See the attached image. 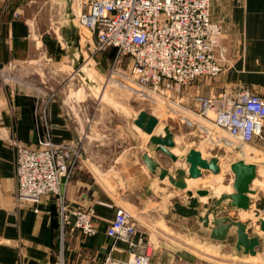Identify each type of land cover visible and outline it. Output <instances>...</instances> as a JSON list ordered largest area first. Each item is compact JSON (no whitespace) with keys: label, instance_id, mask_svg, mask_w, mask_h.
<instances>
[{"label":"crops","instance_id":"1","mask_svg":"<svg viewBox=\"0 0 264 264\" xmlns=\"http://www.w3.org/2000/svg\"><path fill=\"white\" fill-rule=\"evenodd\" d=\"M33 3L34 0H0V264H103L107 258L125 260L129 256L127 245L106 234L118 207L131 210L137 228L150 235V264H264V232L259 234L256 218H264L262 186L251 185L253 199L248 210L217 209V216L240 220L249 235H258L256 254H246L235 247V226L230 227L224 240L211 238V227L223 223L213 222L215 205L210 200L224 192L205 187L178 189L167 177H158V168L151 172L143 160L148 153L173 176L177 169L187 170L184 156L192 147L180 144L182 127L174 129L158 122L154 129V134L161 136L165 126L172 132L171 152L177 157L173 161L156 151L149 135L134 123L146 107H131L128 94L116 92L104 100V95L77 96V91L71 92L68 76L72 73L68 70L78 68L85 53L95 65L101 57L107 65L114 51L100 52L106 58L99 52L92 54L91 42L83 43L69 18L71 0L57 1L59 11L60 5L66 6L67 17L62 16L65 25L60 22L54 27L55 35L48 31L52 20L50 4L45 14V3L41 7ZM209 12L210 19L223 28L220 45L229 62L216 78L196 81L187 90L198 88L202 94L211 95L225 88L248 87L264 98V0H243L242 4L235 0H210ZM215 52L219 54V47ZM126 62L121 61L123 70L127 69ZM11 67H18L17 72L3 74ZM118 76L123 78V82L118 79L123 86L119 89L123 90L128 80ZM66 79L70 81H66L67 90L60 94ZM94 83L95 80L90 82V86ZM52 93L42 113L43 102ZM84 134L82 159L70 178L66 200L72 208L93 205L97 228L94 234L85 235L71 228V216L61 237L54 197L45 196L38 204L19 202L15 152L7 140L14 137L27 146L41 147L47 137L54 143H67ZM205 171L194 181L201 179ZM166 181L167 193L162 191ZM196 189H209L208 195L197 197L199 216H208L207 226L198 216L181 217L174 212L173 203L187 204L184 194L191 190L195 196ZM83 194L85 199H81ZM227 202L223 201L222 206L226 207ZM206 203L207 208L203 207ZM193 226L204 235L197 236L189 230Z\"/></svg>","mask_w":264,"mask_h":264},{"label":"built area","instance_id":"2","mask_svg":"<svg viewBox=\"0 0 264 264\" xmlns=\"http://www.w3.org/2000/svg\"><path fill=\"white\" fill-rule=\"evenodd\" d=\"M71 4L69 18L79 32L85 31L84 41L91 42L92 54L113 49L110 71L127 61V69L118 75L151 96L155 102L145 111L158 122L163 114L192 120L198 117L199 126L206 131L211 128L205 120L213 124L218 145H223L221 136L242 147L264 143L263 97L248 87L225 88L211 95L198 88L187 90L196 81L216 78L229 62L220 45L223 28L210 19V0H71ZM52 95L44 100L42 113ZM42 121L46 123L45 116ZM85 137L67 143H54L47 137L41 147L27 146L14 137L7 140L15 152L19 202L38 204L45 196L54 197L61 237L71 216L72 229L92 235L97 228L93 205L72 208L66 200L70 178L82 159ZM85 198L83 194L81 199ZM34 211H38L36 207ZM106 234L124 242L129 256L125 260L107 258L103 264H150L151 237L137 228L129 210L117 208Z\"/></svg>","mask_w":264,"mask_h":264},{"label":"rangeland","instance_id":"3","mask_svg":"<svg viewBox=\"0 0 264 264\" xmlns=\"http://www.w3.org/2000/svg\"><path fill=\"white\" fill-rule=\"evenodd\" d=\"M57 1L64 2L65 0H34L35 4L39 3V7H41V3H45L44 6V13L46 14L47 9H50V15H51V28L48 29L49 32L55 35L54 27L58 26L60 22H62L65 25L66 20H63V17L67 12L64 13L65 5H60V11L58 8ZM33 3V4H34ZM49 5V8L47 6ZM56 4V5H54ZM65 6V7H64ZM68 8V7H67ZM39 12H42V9H38ZM59 15H58V13ZM63 12V13H62ZM67 17V14L64 18ZM67 24V23H66ZM76 34H78L79 37H81L82 41L84 40L85 31L82 30L79 32V29L77 26H75ZM63 42V41H62ZM64 43V42H63ZM85 43V41H83ZM65 45V44H64ZM100 53V52H99ZM99 56H104L106 58V54L100 53ZM102 58V57H101ZM97 60V63L95 65L94 60H91L88 55H84L83 60L78 63L76 66L79 68L68 70V72L72 73V75L68 76V79L71 80L70 84V91L76 92L77 96L84 95V94H94L96 96L104 95L105 99H110L112 96L110 95H117L116 92H121L128 94L130 97V105L131 107H135L137 104H140L139 106L142 107H151L150 105H153L155 102L151 96H147L145 92H143L142 89H140L138 86L133 84L131 81L128 80V82L125 84V88L123 90H120L123 86L118 84V79H122L121 82H123V78L118 76V71L122 73L123 67L120 64L113 67V70L110 71L112 67V59L111 56L108 58V64L106 65V61L102 59ZM78 69V70H77ZM18 70V67L16 68H9L5 69L3 71V74L10 75L16 73ZM107 72V74L105 73ZM96 81V83L93 84V86H90V82ZM109 80V84H107V81ZM65 80L63 84L61 85V93L65 92L67 85ZM127 81V80H126ZM70 82V81H69ZM65 87V88H64ZM114 88V89H113ZM118 88V89H116ZM120 88V89H119ZM103 89V90H102ZM115 90V91H114ZM80 94V95H79ZM146 95V98L144 96ZM156 99V98H155ZM111 104V103H110ZM96 106V105H95ZM112 106L115 107L114 109H117V105L112 103ZM171 111V110H170ZM172 112V111H171ZM192 119H185L184 117L180 116L179 114H168L160 118L159 122L165 123L169 125L170 127L176 129L182 127V134H180L183 139L180 144L191 146L192 148H198L203 157L206 159H215L217 158L218 166L220 170L216 173H213L210 170L205 171V174L201 177V179H198V181L191 182L192 184L191 188L195 187H205L214 189L216 193H222L233 191L232 190V180H233V173L231 171V165L238 161L243 160L245 163L248 164H254L257 167L258 175L256 179L254 180L253 185L258 188V186H262V191L264 190V144L262 145L261 142H256L250 146H241V144H237L236 141H233L228 136H221V142H223V145H218L216 141V135L213 134V124L209 120H205V123L208 125L209 128H211L210 132L203 128H201L198 123V117ZM215 130V129H214ZM218 132V131H217ZM225 135V134H224ZM184 141V143H183ZM221 146V147H220ZM178 153V149L174 150ZM179 154V153H178ZM220 182L222 185L221 188H218L217 182ZM260 181V182H259ZM259 182V183H258ZM163 189L165 193H167L169 189V185L167 181L162 184ZM160 190V189H158ZM155 191L154 193H156ZM259 192V191H258ZM264 192V191H263ZM158 194H161L160 192H157ZM131 213V218L134 223V215L131 210H129ZM243 211V210H242ZM189 230L194 231L197 233V236H203L204 232L199 231L196 227L193 226V229L190 228ZM186 231V230H185Z\"/></svg>","mask_w":264,"mask_h":264},{"label":"water","instance_id":"4","mask_svg":"<svg viewBox=\"0 0 264 264\" xmlns=\"http://www.w3.org/2000/svg\"><path fill=\"white\" fill-rule=\"evenodd\" d=\"M138 127H140L146 134L149 135L150 144L155 146V150L161 152L165 156L169 157L171 160L176 161L177 157L171 152V148L174 147L173 134L168 126H165L164 136L154 134V129L158 124L157 118L142 110L134 122ZM185 161L188 164L187 170L177 169L175 176L171 175L167 169L160 167L159 163L154 160L148 153L143 155V160L151 172H155L159 169L158 177L164 179L167 177L168 181L176 188L184 190L187 189V179H193L201 176L203 170H210L216 173L220 170L218 166L217 158L206 159L202 156L201 152L195 148L188 150L187 154L184 156ZM231 171L233 173L232 180V192H224L217 199H212L210 202L214 203L215 210L212 211L213 222L218 225L222 222L221 226L211 227L210 237L216 240H224L227 237L230 227L235 226L236 242L235 247L238 250H242L246 254L255 255L256 247L259 244L258 235H249L245 223L240 220H232L228 216H217V209H230L233 212H238L241 210H248L252 202L253 190L251 185H253L258 172L257 167L254 164L245 163L243 160H238L231 165ZM195 196L193 191L187 190L184 197L187 200V204H182L178 201L173 203L174 212L181 217H191L198 216L199 220L203 222L204 225H208V216H199L198 206V196H206L209 194V189H196ZM227 200V208L222 206V202ZM203 207H209V203L203 205ZM257 220L259 221L260 228L259 234L264 232V218L257 215Z\"/></svg>","mask_w":264,"mask_h":264},{"label":"bare ground","instance_id":"5","mask_svg":"<svg viewBox=\"0 0 264 264\" xmlns=\"http://www.w3.org/2000/svg\"><path fill=\"white\" fill-rule=\"evenodd\" d=\"M103 90V89H102ZM179 153V152H178ZM206 158V157H205ZM194 179H189L188 180V186H187V188H190L191 187V185L190 184H192L191 182H194L193 181ZM217 182V181H216ZM218 188H221L222 187V185L220 184V182H217V185H216Z\"/></svg>","mask_w":264,"mask_h":264}]
</instances>
